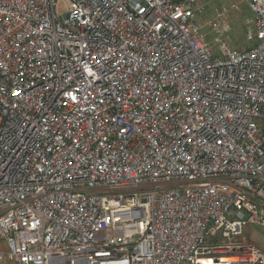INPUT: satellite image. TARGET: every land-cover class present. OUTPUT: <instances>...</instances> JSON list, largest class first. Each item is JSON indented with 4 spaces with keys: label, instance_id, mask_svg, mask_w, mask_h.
<instances>
[{
    "label": "built area",
    "instance_id": "obj_1",
    "mask_svg": "<svg viewBox=\"0 0 264 264\" xmlns=\"http://www.w3.org/2000/svg\"><path fill=\"white\" fill-rule=\"evenodd\" d=\"M64 2L0 0L9 258L264 264L244 235L264 227V0L240 49L199 0Z\"/></svg>",
    "mask_w": 264,
    "mask_h": 264
},
{
    "label": "rangeland",
    "instance_id": "obj_2",
    "mask_svg": "<svg viewBox=\"0 0 264 264\" xmlns=\"http://www.w3.org/2000/svg\"><path fill=\"white\" fill-rule=\"evenodd\" d=\"M200 1V13L196 18L202 25V31L208 35V38L214 44L217 49V43H215V37L217 34L213 32L211 27L207 24V20L211 19L214 10L220 8L227 12L232 28L229 32L231 47L233 49H240L245 46H249L251 42L247 38L248 25L246 24V18L251 15L254 16V12L250 7V0H199ZM236 2L239 4L238 10L231 8V3ZM66 4L64 0H59L57 11L59 13L65 11ZM246 19V20H245ZM260 125L264 127V120H259ZM244 235L254 243L260 250L264 251V227L261 225L249 223L245 227ZM8 248L4 240L0 241V264H17L11 260L7 254Z\"/></svg>",
    "mask_w": 264,
    "mask_h": 264
},
{
    "label": "crops",
    "instance_id": "obj_3",
    "mask_svg": "<svg viewBox=\"0 0 264 264\" xmlns=\"http://www.w3.org/2000/svg\"><path fill=\"white\" fill-rule=\"evenodd\" d=\"M227 16H228V15H227ZM252 18H253V16L251 15L250 17H247L246 19H247V20H250V19H252ZM227 19H228V21H229V23H230V25H231L232 23H231V21H230L229 16L227 17ZM246 19H245V20H246ZM247 20H246V21H247ZM231 26H232V25H231Z\"/></svg>",
    "mask_w": 264,
    "mask_h": 264
},
{
    "label": "water",
    "instance_id": "obj_4",
    "mask_svg": "<svg viewBox=\"0 0 264 264\" xmlns=\"http://www.w3.org/2000/svg\"><path fill=\"white\" fill-rule=\"evenodd\" d=\"M174 1L179 2V1H182V0H174Z\"/></svg>",
    "mask_w": 264,
    "mask_h": 264
}]
</instances>
